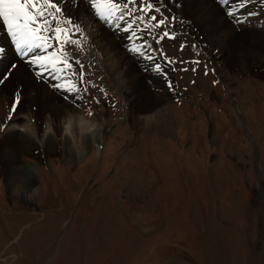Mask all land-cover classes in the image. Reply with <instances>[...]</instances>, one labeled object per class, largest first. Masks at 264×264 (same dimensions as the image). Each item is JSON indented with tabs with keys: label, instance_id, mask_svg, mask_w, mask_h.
<instances>
[{
	"label": "rangeland",
	"instance_id": "1",
	"mask_svg": "<svg viewBox=\"0 0 264 264\" xmlns=\"http://www.w3.org/2000/svg\"><path fill=\"white\" fill-rule=\"evenodd\" d=\"M131 9L145 17L134 42L156 56H138L137 70L166 98L168 124L140 119L95 48V24H81L72 55L85 65L78 95L92 148L77 159L60 146L24 153L37 198L27 185L15 193L0 168V264H264V79L227 66L176 4ZM253 13L264 27V10ZM102 129L112 133L98 143Z\"/></svg>",
	"mask_w": 264,
	"mask_h": 264
},
{
	"label": "bare ground",
	"instance_id": "2",
	"mask_svg": "<svg viewBox=\"0 0 264 264\" xmlns=\"http://www.w3.org/2000/svg\"><path fill=\"white\" fill-rule=\"evenodd\" d=\"M159 1L167 2L170 6L176 4L186 22L204 34L214 50L226 53L227 66L264 79V27L257 23L259 12H256L257 15L253 13L255 9L264 10L262 0ZM63 8L65 15L71 16L74 23L95 24L96 31L92 35L95 48L109 64L111 71L123 76L125 86L130 92L129 97H135L134 106L140 119L151 123L163 120V124H168L166 115L162 114V118L158 114L163 110L166 98L152 94L144 82L143 74L137 70L138 56L149 64L156 60L153 52L143 48L140 42H134L144 31L138 25L140 22L132 17L134 23L130 31L125 30L128 27V18L115 21L119 28L106 26L93 15L83 0H65ZM229 12H233L235 16L228 15ZM252 15L256 17L253 18ZM262 19L264 15L261 16L260 20ZM126 43L127 49H124ZM49 44H45L43 51L36 53L45 56V60L35 65L29 64L27 60L30 56L22 57L17 52L11 37L0 22V49H3L0 52V168L13 190L15 187L19 189L20 185L30 187L24 194L27 198H37L40 189L37 188L36 170L22 158L24 153L34 154L36 151L45 150L49 155L60 146L63 148V156L77 159L83 153L88 154L92 148L85 136L88 125L79 93H69L62 89L58 91L52 87L53 84H60L63 88L64 79L74 77L69 76L67 69L61 72L59 67H39L40 64L51 63L55 59L52 54L56 52V42L53 40ZM40 72L44 73L43 78L38 77ZM156 74L159 75L157 72ZM17 95L19 101L15 102ZM16 127L23 128L27 134L16 131ZM48 129L53 131V136H50V141L53 142L44 146ZM100 133L98 143L101 142L103 134H111L112 131L102 129ZM65 138L66 143H61Z\"/></svg>",
	"mask_w": 264,
	"mask_h": 264
},
{
	"label": "snow or ice",
	"instance_id": "3",
	"mask_svg": "<svg viewBox=\"0 0 264 264\" xmlns=\"http://www.w3.org/2000/svg\"><path fill=\"white\" fill-rule=\"evenodd\" d=\"M83 2L104 25L119 28L115 21H123L128 18L129 23L125 30L132 29L134 21L131 19L133 17L131 6L135 5L137 0H83ZM64 3L65 0H0V22L11 37L17 52L22 57L30 56V59L27 60L29 64L35 65L37 62L45 60V56L36 53L43 51L45 44L54 40L56 42V52L52 54L55 57L54 61L40 64L39 67L41 69L59 67L61 72L68 69L69 76L77 77V79L65 78L63 88L60 84H53L52 87L58 91L62 89L65 92L78 94L87 91V88L83 87L86 83L85 65L72 55V49L82 50L78 34L83 30L79 23L73 22L71 16L65 15ZM151 7V4H144L143 7L136 8V11L141 12ZM228 15L233 16L234 13L229 12ZM135 19L144 20L145 17L136 16ZM149 19L156 21L155 16H151ZM173 19L175 18L173 17ZM165 20L166 18L161 19L152 26L159 27L165 23ZM133 35H135L134 32ZM164 35L167 36L168 33H164ZM131 51L137 50L131 49ZM0 52H3V49H0ZM157 69H159V65H157ZM43 75V72L38 73L39 78H43ZM93 86L95 87V85ZM18 101L19 95L16 96L15 102Z\"/></svg>",
	"mask_w": 264,
	"mask_h": 264
}]
</instances>
